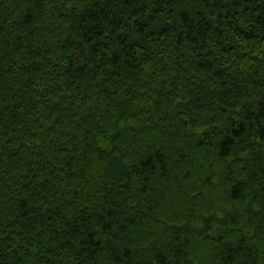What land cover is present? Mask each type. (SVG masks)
Instances as JSON below:
<instances>
[{
    "label": "trees",
    "instance_id": "1",
    "mask_svg": "<svg viewBox=\"0 0 264 264\" xmlns=\"http://www.w3.org/2000/svg\"><path fill=\"white\" fill-rule=\"evenodd\" d=\"M0 264H264V0H0Z\"/></svg>",
    "mask_w": 264,
    "mask_h": 264
}]
</instances>
